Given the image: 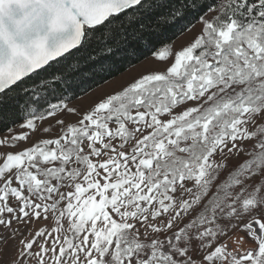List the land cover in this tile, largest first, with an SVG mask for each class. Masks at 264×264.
<instances>
[{"label":"snow or ice","instance_id":"1","mask_svg":"<svg viewBox=\"0 0 264 264\" xmlns=\"http://www.w3.org/2000/svg\"><path fill=\"white\" fill-rule=\"evenodd\" d=\"M0 264H264V0H0Z\"/></svg>","mask_w":264,"mask_h":264},{"label":"trees","instance_id":"2","mask_svg":"<svg viewBox=\"0 0 264 264\" xmlns=\"http://www.w3.org/2000/svg\"><path fill=\"white\" fill-rule=\"evenodd\" d=\"M184 32L186 31L177 28L168 29L158 38V41L170 45ZM73 54L77 55L75 50H73ZM152 54L153 50L144 48L133 42L129 45L128 49H124L119 54L106 58L107 62H105V59H101L95 64L90 63L82 67L79 72L74 73V77L78 82H74L70 86V101L83 96L98 86L124 73L132 66L150 57ZM99 65H103V67H99ZM30 83L34 84L39 91H44L43 84L37 83L36 81H30ZM57 87H59V85H57ZM53 102L56 101L54 100Z\"/></svg>","mask_w":264,"mask_h":264},{"label":"rangeland","instance_id":"3","mask_svg":"<svg viewBox=\"0 0 264 264\" xmlns=\"http://www.w3.org/2000/svg\"><path fill=\"white\" fill-rule=\"evenodd\" d=\"M191 33L186 31L180 35L174 42L170 44L172 50H179L182 45H186L189 40ZM165 66V62L156 58L153 54L141 61L137 65L132 66L124 73L117 77L107 81L106 83L98 86L92 91L84 94L83 96L70 101V105L76 106L77 108H87L94 102H98L100 99L105 98L108 94H113L115 91L120 90L122 87L127 86L132 79L138 78L139 75L150 68H161Z\"/></svg>","mask_w":264,"mask_h":264}]
</instances>
